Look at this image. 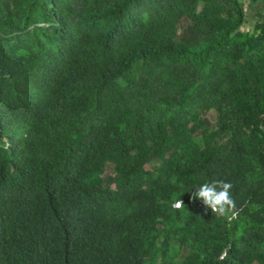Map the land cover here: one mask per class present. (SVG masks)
<instances>
[{"label": "trees", "instance_id": "16d2710c", "mask_svg": "<svg viewBox=\"0 0 264 264\" xmlns=\"http://www.w3.org/2000/svg\"><path fill=\"white\" fill-rule=\"evenodd\" d=\"M260 1L0 0V264H264Z\"/></svg>", "mask_w": 264, "mask_h": 264}, {"label": "clouds", "instance_id": "9594fccd", "mask_svg": "<svg viewBox=\"0 0 264 264\" xmlns=\"http://www.w3.org/2000/svg\"><path fill=\"white\" fill-rule=\"evenodd\" d=\"M3 147L7 149L9 145L5 143ZM231 189V183L223 180H214L200 185L195 191L191 192V199L194 202L200 201L204 205L205 213L211 210L212 213L231 220L234 218L236 207L231 195ZM184 206V202L181 199H177L172 204L174 209H183Z\"/></svg>", "mask_w": 264, "mask_h": 264}, {"label": "crops", "instance_id": "0c3cea01", "mask_svg": "<svg viewBox=\"0 0 264 264\" xmlns=\"http://www.w3.org/2000/svg\"><path fill=\"white\" fill-rule=\"evenodd\" d=\"M250 12L253 13V17H254L251 22V27H252L257 21V19L259 18L264 19V0H261L255 8H250ZM247 22H249V14H247L246 24Z\"/></svg>", "mask_w": 264, "mask_h": 264}, {"label": "rangeland", "instance_id": "374dc122", "mask_svg": "<svg viewBox=\"0 0 264 264\" xmlns=\"http://www.w3.org/2000/svg\"><path fill=\"white\" fill-rule=\"evenodd\" d=\"M249 12H250V9H249V11H247V14H249V22H247V24L243 28L246 31H248L254 27V25L251 27V22H252V19L254 18L253 13L252 12L249 13Z\"/></svg>", "mask_w": 264, "mask_h": 264}]
</instances>
